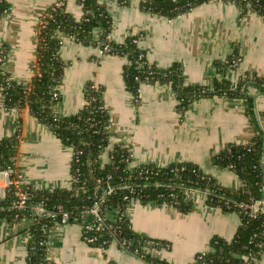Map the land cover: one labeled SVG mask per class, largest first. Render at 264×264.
<instances>
[{"label":"crops","instance_id":"crops-1","mask_svg":"<svg viewBox=\"0 0 264 264\" xmlns=\"http://www.w3.org/2000/svg\"><path fill=\"white\" fill-rule=\"evenodd\" d=\"M8 1L11 13L0 18V52L3 47L8 49L2 68L16 81L29 83L34 75L40 17L58 0ZM65 2L67 11L81 19L79 0ZM100 2L113 19V41L121 43L130 34H140L138 44L148 60L162 69L179 63L186 84L212 86L215 62L226 59L234 48L241 61L226 70L227 80L237 83L247 71L264 77V18L253 11L241 15L232 2L210 1L170 19L142 10L140 0L128 5L118 0ZM100 36L97 29L95 38ZM60 56L67 63L59 87L61 100L54 107L60 116L74 115L86 105L87 84L101 86L111 118L110 145L121 143L128 148L133 166L191 162L222 186L240 185L238 174L218 165L215 156L227 145L246 144L255 135L243 99L213 95L194 101L181 114L168 83H143L136 102L123 76L127 56L102 54L96 45H84L68 36L63 37ZM249 94L256 98V110L264 111V93L249 87ZM18 132L17 162L25 183L33 189L69 187L72 149L28 109L0 107V140ZM101 160H109L107 149ZM8 178L0 169V191ZM127 215L137 234L169 244L147 248L169 264H194L198 255L211 249L214 236L231 241L241 223L237 212L208 205L203 193L195 196L187 213L169 203L135 199ZM32 224L30 217L14 224L0 223V264H27ZM48 257L52 264H153L115 243L106 248L88 245L79 222L56 223L50 228ZM249 264H264V247L260 257Z\"/></svg>","mask_w":264,"mask_h":264},{"label":"trees","instance_id":"trees-1","mask_svg":"<svg viewBox=\"0 0 264 264\" xmlns=\"http://www.w3.org/2000/svg\"><path fill=\"white\" fill-rule=\"evenodd\" d=\"M128 5L132 0H118ZM227 1L236 4L241 15L253 11L264 18V0H140V8L152 14L167 18H175L189 12L193 8L210 2ZM83 7V16L77 19L67 11L65 0L49 6L41 15L38 25L36 58L32 64L34 75L29 83L16 81L2 65L8 56L7 47L0 54V107L7 110L28 109L41 123L47 125L64 145L72 149L71 162L72 183L69 187L48 189H33L25 185L29 195V207L43 202L49 209L57 205L70 212L71 217H79L81 210L91 205L106 186V177L112 175L113 182L138 178L139 169L128 172L131 160L129 149L121 143L110 145L109 126L111 118L103 100V88L93 83L85 88L86 105L76 114L60 116L54 109L61 100L59 87L63 83L67 63L60 56L64 36L84 45H96L104 49V54L123 55L128 57L123 76L127 89L139 102V90L143 83H168L177 98V110L181 114L190 105L201 98L213 95H224L230 98L243 99L246 113L250 118L255 135L250 141L252 150L248 151L244 144H229L216 154L218 165L228 168L234 166V171L245 181L242 187L222 186L215 178L204 173L196 164L191 162H174L167 168L159 169V180L185 182V185L208 190L207 204L219 207L224 211L237 212L241 217L240 226L231 241L220 236L211 240V249L198 255L194 264H249L259 258L264 247V215L252 217L237 206V203L260 198L263 194L264 166V129L259 124L258 116L264 117V111L257 112L256 98L249 94V87H255L259 93H264V77L256 72H245L234 84L225 78V72L233 66L234 61L240 63L241 56L237 48L224 60L215 62L216 77L212 86L186 84L183 70L179 63L170 68L162 69L151 63L147 53L138 41L140 34H130L124 42L118 43L111 39L113 19L107 6L100 0H79ZM11 13L8 0H0V18ZM97 29L101 30L99 39L95 38ZM220 75V77H219ZM58 92L59 97H55ZM20 133L0 140V169L9 170L11 178H17L21 172L18 166ZM108 151L109 160L103 162L101 155ZM155 164H149L153 167ZM184 166L185 170L172 171L173 168ZM100 186L99 189L97 187ZM11 187L5 199L0 198V220L14 224L24 218L31 217V211L19 213L10 208L15 194ZM141 190L142 201L169 203L180 211L187 213L193 208V200L185 197L183 190L175 189L176 197H160V192H169L164 188H146ZM126 191L119 190L106 197L105 205L117 208L115 214L120 224L119 236L129 241V250H139L137 255L153 264H169L146 252L148 247L169 246L166 241L152 240L137 234L129 221L125 200ZM133 194L132 197L141 195ZM111 209V208H110ZM19 213V216L17 217ZM114 213V212H113ZM60 218L38 217L30 228L31 238L28 242L27 264H52L48 257V240L50 228L58 223ZM90 220V217H87ZM60 222V221H59ZM76 222V221H70ZM1 223V222H0ZM104 235L100 238H107ZM106 247V246H105Z\"/></svg>","mask_w":264,"mask_h":264},{"label":"built area","instance_id":"built-area-1","mask_svg":"<svg viewBox=\"0 0 264 264\" xmlns=\"http://www.w3.org/2000/svg\"><path fill=\"white\" fill-rule=\"evenodd\" d=\"M61 0H58L57 3L59 4ZM69 37V36H68ZM73 38V37H71ZM63 42V39H62ZM100 52L104 54L105 50L109 49L108 45L104 46V49L100 48ZM2 53V50L0 54ZM239 61V60H238ZM238 61H234L233 66L238 67L239 63ZM236 84V83H234ZM55 97H59L58 92L55 93ZM258 112V111H257ZM259 124L264 129V117L258 116ZM110 127V126H109ZM247 146V150L251 151L253 143L248 142L244 144ZM225 149V148H224ZM131 160L129 161L128 165V172L132 173L135 169H139V175L138 178H131L129 180H120L118 182H113L112 175H108L106 177V186L103 188L101 194L96 197V199L93 201L91 205L85 206L80 214L79 217H71V214L69 211L65 210L62 205H57L53 209H49L45 206L43 202L38 203L37 205L33 207H29V195L27 192V189L25 188V185H27L24 181V176L22 171L19 173L17 178H11V172L9 170H3L8 176V182L6 188L0 191V198L5 199L11 189V187H14V194L15 198L13 203L10 205V208H13L17 210L19 213H25L26 211H31V221L32 223L35 222V220L38 217H53L54 219L57 218V216L60 218V222L58 223H68L71 220L79 222L83 225V237L85 242L94 247L99 248H106L112 243L117 244L121 248L129 250V241L119 236V229L120 224L118 223V220L115 217V214H117L119 211L117 208L108 207L105 205L106 197L112 194H115L119 190L126 191V196L124 197L125 200H129V202L137 199L142 200V197H145L144 194H141L142 189L146 188H154V189H160L164 188L166 190H169V192H160V197H170L175 198L176 192L175 189H181L183 190V193L186 198L190 200H194L195 196L198 193H203L206 195V202L209 197L208 190L200 189L197 187H190L185 185V182H174L169 180H159L157 179V175H159L161 168H167L170 165L166 166H159V165H153V167L149 166L148 163H144L141 165L133 166L132 165V154L130 153ZM262 163L264 166V152L262 157ZM228 169L234 171V166L231 165L228 167ZM185 167H177L173 168L172 171L174 172H180L184 171ZM240 178V177H239ZM72 183V181H71ZM245 181L240 178V185L238 187H244ZM100 186L97 187L99 189ZM263 194L260 198H252L248 201H242L240 203H237V206L241 208L242 210H245L248 212V214L252 217H256L257 215H264V176H263ZM143 190V191H144ZM141 194L140 196L132 197L134 194ZM111 208V209H110ZM0 210H3L0 208ZM114 212V213H113ZM19 213L17 217L19 216ZM90 217V220H87V217ZM1 223H6L5 221L0 220ZM104 235H108L107 238H100ZM106 246V247H105ZM139 250L136 249L134 253H138ZM146 252H148L146 250Z\"/></svg>","mask_w":264,"mask_h":264},{"label":"water","instance_id":"water-1","mask_svg":"<svg viewBox=\"0 0 264 264\" xmlns=\"http://www.w3.org/2000/svg\"><path fill=\"white\" fill-rule=\"evenodd\" d=\"M72 221V220H71Z\"/></svg>","mask_w":264,"mask_h":264}]
</instances>
